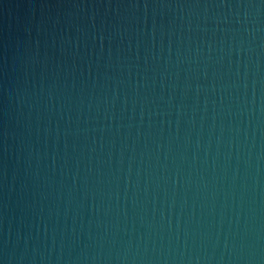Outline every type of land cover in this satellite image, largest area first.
Returning <instances> with one entry per match:
<instances>
[{
  "label": "water",
  "instance_id": "1",
  "mask_svg": "<svg viewBox=\"0 0 264 264\" xmlns=\"http://www.w3.org/2000/svg\"><path fill=\"white\" fill-rule=\"evenodd\" d=\"M0 264H264V0H0Z\"/></svg>",
  "mask_w": 264,
  "mask_h": 264
}]
</instances>
